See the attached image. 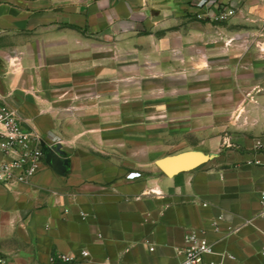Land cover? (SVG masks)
<instances>
[{
    "label": "crops",
    "instance_id": "0c3cea01",
    "mask_svg": "<svg viewBox=\"0 0 264 264\" xmlns=\"http://www.w3.org/2000/svg\"><path fill=\"white\" fill-rule=\"evenodd\" d=\"M2 105L67 164L0 184V259L264 264V0H0Z\"/></svg>",
    "mask_w": 264,
    "mask_h": 264
},
{
    "label": "built area",
    "instance_id": "2783aa9c",
    "mask_svg": "<svg viewBox=\"0 0 264 264\" xmlns=\"http://www.w3.org/2000/svg\"><path fill=\"white\" fill-rule=\"evenodd\" d=\"M233 13L232 9L219 7L213 18L217 22H223ZM42 147L43 143L37 132L24 128L14 111L4 105L0 106V153L7 157L0 162V184L6 187L27 184L40 165ZM259 202L264 214V192L260 194ZM184 242L178 264H202L204 258L213 253L212 244L200 233L191 232ZM79 256L85 259L88 253L81 251ZM49 260L51 263L82 264L75 256L60 253L50 256ZM0 264L12 263L0 259Z\"/></svg>",
    "mask_w": 264,
    "mask_h": 264
},
{
    "label": "water",
    "instance_id": "95a60500",
    "mask_svg": "<svg viewBox=\"0 0 264 264\" xmlns=\"http://www.w3.org/2000/svg\"><path fill=\"white\" fill-rule=\"evenodd\" d=\"M42 151L46 164L54 172L62 174L67 164L66 161L58 158L50 148L43 146ZM210 158L199 152H185L176 156L160 159L156 161L155 165L165 176L169 177L178 172L194 169Z\"/></svg>",
    "mask_w": 264,
    "mask_h": 264
},
{
    "label": "rangeland",
    "instance_id": "374dc122",
    "mask_svg": "<svg viewBox=\"0 0 264 264\" xmlns=\"http://www.w3.org/2000/svg\"><path fill=\"white\" fill-rule=\"evenodd\" d=\"M220 6H221L222 8H228V9H231V8H230V5H229L228 3H223V4L219 5V7H220ZM219 7H218V8H219ZM218 8H217V9H218ZM217 9H216V10H217ZM233 12H234V11H233ZM234 14H235V13H233L232 16H234ZM232 16H231V17H232ZM231 17H229L226 21H223V22H217V21H215V22H216V23H219V24H221V23H224V24H225V23H226Z\"/></svg>",
    "mask_w": 264,
    "mask_h": 264
}]
</instances>
